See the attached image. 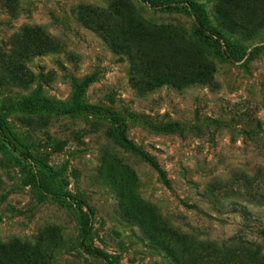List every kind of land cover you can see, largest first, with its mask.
Wrapping results in <instances>:
<instances>
[{
	"label": "rangeland",
	"instance_id": "374dc122",
	"mask_svg": "<svg viewBox=\"0 0 264 264\" xmlns=\"http://www.w3.org/2000/svg\"><path fill=\"white\" fill-rule=\"evenodd\" d=\"M0 264H264V0H0Z\"/></svg>",
	"mask_w": 264,
	"mask_h": 264
},
{
	"label": "trees",
	"instance_id": "16d2710c",
	"mask_svg": "<svg viewBox=\"0 0 264 264\" xmlns=\"http://www.w3.org/2000/svg\"><path fill=\"white\" fill-rule=\"evenodd\" d=\"M139 153H140L141 155H143V157H144L148 162H150L152 165L155 166L153 160H152L149 156H147L146 154H144L143 152H140V151H139ZM155 167H157V166H155ZM157 169H158V171L161 173V175H163L162 172H161V170H159V168H157ZM89 233H90V219L88 218V219H87V226H86V228H85V230H84V232H83V234H82V236H81L80 245H81V247L83 248V250H85L87 253L93 254V255H95V256H97V257L103 259V260H106V261L110 262V261H111V260H110V256H109L106 252H104V251H102V250H100V249L91 248V247H89V246L87 245V243H86V238H87V236L89 235Z\"/></svg>",
	"mask_w": 264,
	"mask_h": 264
}]
</instances>
